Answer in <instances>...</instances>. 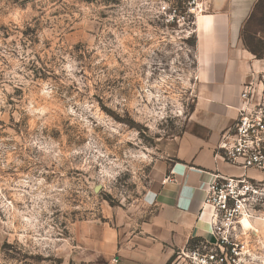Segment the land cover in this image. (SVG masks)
<instances>
[{
  "label": "rangeland",
  "instance_id": "1",
  "mask_svg": "<svg viewBox=\"0 0 264 264\" xmlns=\"http://www.w3.org/2000/svg\"><path fill=\"white\" fill-rule=\"evenodd\" d=\"M148 1L0 0V264H88L84 240L146 215L197 79L194 36ZM243 42L264 60V0Z\"/></svg>",
  "mask_w": 264,
  "mask_h": 264
},
{
  "label": "crops",
  "instance_id": "2",
  "mask_svg": "<svg viewBox=\"0 0 264 264\" xmlns=\"http://www.w3.org/2000/svg\"><path fill=\"white\" fill-rule=\"evenodd\" d=\"M258 1L207 0L208 12L199 18L194 36L196 93L186 129L156 164L146 215L117 229L100 227L96 240H84L80 257L88 264H167L176 250L210 237L208 209L202 207L205 190L215 175L242 174L215 159L214 150L234 123L242 86L264 68V60L243 42Z\"/></svg>",
  "mask_w": 264,
  "mask_h": 264
},
{
  "label": "built area",
  "instance_id": "3",
  "mask_svg": "<svg viewBox=\"0 0 264 264\" xmlns=\"http://www.w3.org/2000/svg\"><path fill=\"white\" fill-rule=\"evenodd\" d=\"M148 6L153 22L184 38L195 36L198 15L208 12L207 0H149ZM214 158L242 174L214 176L202 203L210 237L176 250L167 264H257L264 257L257 232L240 223L253 219L254 207L264 199V180L247 175L264 174V68L242 86L236 118L220 135Z\"/></svg>",
  "mask_w": 264,
  "mask_h": 264
},
{
  "label": "bare ground",
  "instance_id": "4",
  "mask_svg": "<svg viewBox=\"0 0 264 264\" xmlns=\"http://www.w3.org/2000/svg\"><path fill=\"white\" fill-rule=\"evenodd\" d=\"M204 15L203 14H199L198 17H197V22H198L199 18L203 17ZM240 223H241V225H242V227L244 229H252L251 221L249 219L243 218Z\"/></svg>",
  "mask_w": 264,
  "mask_h": 264
}]
</instances>
